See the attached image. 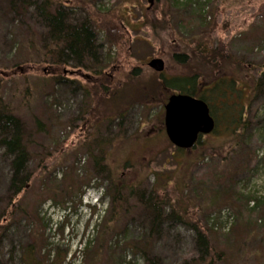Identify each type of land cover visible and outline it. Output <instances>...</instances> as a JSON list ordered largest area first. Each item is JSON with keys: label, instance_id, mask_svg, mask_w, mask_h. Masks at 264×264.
I'll use <instances>...</instances> for the list:
<instances>
[{"label": "rangeland", "instance_id": "rangeland-1", "mask_svg": "<svg viewBox=\"0 0 264 264\" xmlns=\"http://www.w3.org/2000/svg\"><path fill=\"white\" fill-rule=\"evenodd\" d=\"M1 2L0 100L22 122L32 180L16 198L25 214L0 236V264H21L24 243L40 249L42 264L56 254L67 264H144L145 252L161 264H181L200 253L192 225L209 242L206 263L264 264V98L240 85L250 125L238 145L218 125L181 152L163 126L173 94L164 82L197 75L208 84L214 71L225 77L235 68L220 59L221 49L235 57L253 47L245 68L255 69L246 74L261 77L264 0H155L152 7L149 0H51L71 19H91L104 62L97 75L38 61L27 39L42 46L43 28L31 10L20 28ZM208 44L215 60L201 53ZM155 58L164 62L162 73L147 66ZM9 169L0 148V212L15 205ZM111 185L134 189L119 217L109 215ZM151 192L164 200L163 215L172 208L184 223L166 221L147 244L143 203Z\"/></svg>", "mask_w": 264, "mask_h": 264}, {"label": "trees", "instance_id": "trees-1", "mask_svg": "<svg viewBox=\"0 0 264 264\" xmlns=\"http://www.w3.org/2000/svg\"><path fill=\"white\" fill-rule=\"evenodd\" d=\"M189 3L191 4V1H188V4ZM1 6L5 8L3 10L4 13L7 11L8 14H15L18 19L21 20L19 25L20 28L23 27L28 11L31 10L29 14L33 16L36 25H38L40 29L43 28L42 33H40L42 46L36 47V39L33 40L32 37L27 39L28 49L32 50V48L35 47V51L32 52L31 55L35 54L34 57L38 61L41 60L50 65L71 66L73 69H82L85 72H93L94 75L98 74L100 66L104 64L101 58L102 48L98 43L94 25H92L91 19H88V15L81 21L74 18L71 19L70 15L63 9L62 4L53 3L51 0H2ZM200 8L203 12L205 11L202 5ZM164 15L167 16V12H165ZM29 36H31V34H29ZM22 48L23 46L21 49ZM245 50H240L241 53H237L238 55L234 57L232 55H227V53L223 54V50L221 49L219 53L220 59L222 60V58H225L224 61L228 62L230 66H233L235 71L233 70L223 78H220L218 73L216 76L215 73L217 71H214V75L210 77L211 81H209L208 84H204L203 80L197 75H190V77H181L179 79L172 78L164 82L166 89L172 91L173 94L175 92L182 93L204 101L214 121L215 129H217L218 125H223L224 130H226L225 132L233 136L231 141L233 146L239 144L243 132L246 131L250 125V123L246 121L248 107L245 104H241L239 100L243 92L240 85L243 84L244 88L253 91V97L257 96L264 98V62L261 67H259L261 69L260 71H262L259 79L248 76L246 70L251 71L255 69L251 66L245 68L249 63L247 58L251 59L250 57L254 56V49L253 47H247ZM262 50H264V47ZM215 51L216 49L212 44H208V46L206 45L201 49L203 55L213 60H215L213 55ZM175 60L184 63L186 57L184 55H178L175 57ZM220 72H222L221 75L227 73L225 70L224 72L222 70ZM127 93V98H130L132 95L131 90H127ZM121 96L122 91L121 94H119L117 98L112 99V101H118ZM230 101L234 103L231 104ZM250 102L251 101H249V103ZM21 128L22 122L10 114L6 108H4L0 100V148L3 149V156L8 159V167H10L7 188L10 195L8 201L12 202L13 200V204H15L8 210L0 212V236L10 230L13 222L16 223V221L20 220L16 218V216L19 215L18 213L25 214L22 203L16 202V198L32 180L29 175V164L31 163L32 157L29 154V148L24 144L25 139L22 136L23 133L21 132ZM99 161L100 160L97 161L95 159L94 163L98 164L97 162ZM209 183L210 182H208V184ZM112 186L114 187L113 195H111V193H106V197L110 200L109 215H111V217H119L121 213L120 208L126 202V195L132 196L134 189L133 187L122 189L114 185L110 187ZM148 196L143 206L147 218L150 220V233L148 235L149 237H147L148 241H144L150 244L152 236L158 235L157 233L160 231L159 228L163 223L166 221L184 223V221L181 215L172 208H170L167 214L163 215L166 209V207H164L165 203H163L164 200H160L158 196L154 195L152 192ZM45 197L46 196H43L39 199L44 201L43 199H45ZM141 197L140 199L143 200V196ZM41 202L38 206H40ZM27 216L28 215H26V218ZM191 227L195 231V240L200 253L197 258L192 257L190 259H183L181 264H212L210 260L206 263V259H208L207 255L209 254L208 240L205 238V235L201 233L202 231L199 227H195L194 225ZM19 247L18 252L20 254L19 259L21 264H42L38 258L40 249L35 247L34 243H24L23 245H19ZM128 248L136 252L139 250L137 245L131 243L126 245V249ZM12 251L15 252V248H13ZM12 251L10 252L11 254L13 253ZM142 256L145 262L144 264H161L157 258L147 257L148 254H146V252ZM53 258L50 264H67V257L65 254H56ZM124 262L125 261L122 260L119 264H125Z\"/></svg>", "mask_w": 264, "mask_h": 264}, {"label": "water", "instance_id": "water-1", "mask_svg": "<svg viewBox=\"0 0 264 264\" xmlns=\"http://www.w3.org/2000/svg\"><path fill=\"white\" fill-rule=\"evenodd\" d=\"M155 0H149L152 7ZM147 66L158 73L164 71V62L155 58ZM164 106L165 134L177 149H192L198 139L213 132L214 121L204 101L186 94L171 95Z\"/></svg>", "mask_w": 264, "mask_h": 264}]
</instances>
